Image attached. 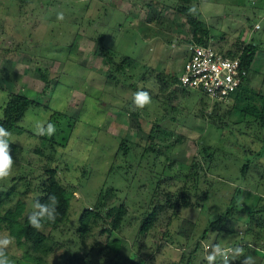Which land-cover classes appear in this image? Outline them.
Here are the masks:
<instances>
[{"label": "rangeland", "instance_id": "1", "mask_svg": "<svg viewBox=\"0 0 264 264\" xmlns=\"http://www.w3.org/2000/svg\"><path fill=\"white\" fill-rule=\"evenodd\" d=\"M179 3L0 0V115L10 92L35 101L10 131L16 151L11 177L0 181V212L17 201L22 215L33 210L46 165L55 166L58 181L73 192L65 220L55 227L44 225L46 236L39 245L14 241L7 250L12 264H127L126 257L142 259V264H185L182 255L188 264H207L204 255L211 242L201 237L203 229L209 230L210 220L224 211L234 185H240L239 202L247 207L264 201V156L248 167L243 180H236L244 159L236 139L251 141L253 114L231 110L235 100L216 103L192 88L173 90L176 85L167 78L179 76L187 44L196 37L216 50H234L251 41L258 49L244 90L249 96V91L264 94V0H192L201 23L195 34ZM99 35L112 65L95 53ZM125 55L131 60L115 70ZM139 90L152 97L143 109L133 104ZM244 90L236 102L239 109L246 101L258 102L254 94L245 97ZM213 111L225 117L217 119L209 114ZM47 122L56 125L55 134L36 135L35 125ZM154 123V145L158 142L162 152L146 149ZM202 147L215 150L209 167ZM192 160L205 168L197 182L189 169ZM183 186L189 187L190 201L196 200L192 190L200 194L207 189L201 205L180 206L177 195ZM173 200L175 214L167 223ZM157 204L163 209L139 234L141 218ZM119 205L124 213L118 228L103 231ZM91 207L95 210L82 232L79 216ZM182 217L194 221L187 240L176 234ZM244 220L242 214L225 221L213 240L222 246L248 241L242 244L245 255H253L254 247L264 249V231L244 235ZM3 233L9 234L2 221ZM112 239L118 240L116 253L105 244Z\"/></svg>", "mask_w": 264, "mask_h": 264}, {"label": "trees", "instance_id": "2", "mask_svg": "<svg viewBox=\"0 0 264 264\" xmlns=\"http://www.w3.org/2000/svg\"><path fill=\"white\" fill-rule=\"evenodd\" d=\"M180 2L179 11L180 13L185 15V21L188 22L191 26L194 27L196 32V29L200 26V20L198 19L197 16V11L191 6L189 2L192 0H177ZM191 10V11H190ZM197 33H199L197 31ZM97 48L95 53L99 54L101 59L104 61L106 64H111L113 63V60L109 56V50L106 49V46L103 43V36L99 35L95 37ZM197 44H209L206 43L203 39H200L199 37H196L194 39ZM239 44V45H238ZM236 45V49L234 50H221L218 49L220 53H223L228 56H233L236 57L239 60V65L240 67L244 68L246 70V73L248 74L249 71V66L250 63L253 60L254 54L257 51V44L252 43L251 41L244 42V43H238ZM131 60V58L128 55H125L122 57V61L120 64H117L114 66L115 70H121L122 63H127ZM116 64V63H115ZM42 77L45 78V72H41ZM246 76L243 78L242 84L240 87L232 93L230 99L235 100L233 101L235 105L230 106L231 110L235 109L239 114H253V121L252 123H255V127L253 128L252 132H254V136L252 137L251 141H243L242 139L238 138L236 139V143L241 147L242 149V154L244 155V159L240 162L238 168V175L236 176V180H243V178L247 174V169L248 167L251 166H256L255 163H258V159L262 156H264V94L261 93H252L249 91V93L256 95V98L258 99L257 103H252V102H247L242 105V108H238L239 105H236V102L239 98L240 93L242 94V91L244 90V87H246ZM169 80L175 83L176 86H174L173 90H181L184 91L187 88L180 87L177 85V77L174 75L168 76ZM246 89V88H245ZM246 92L245 97H250L248 92ZM244 92V94H245ZM205 96V95H204ZM206 97V96H205ZM209 99L208 97H206ZM210 100V99H209ZM219 101H216L218 103ZM35 103L34 100L26 96L25 94L19 93V92H10L8 93V99L6 102L1 106V115H0V126L5 127L7 130L11 131L12 129L14 130L17 126V122L22 118L24 111L30 106ZM229 110V109H228ZM229 112V111H228ZM135 114V113H133ZM211 115H215L217 119H220V116H224V112L220 115L217 114L215 111L212 113H209ZM220 115V116H219ZM225 117V116H224ZM220 121V120H219ZM158 128V125L154 123V125L151 126L150 130L148 131L147 134V144H146V149L149 150V152H162L160 151L159 143L156 142L157 145H154L155 142V129ZM256 128V132L254 131ZM235 143V144H236ZM10 149H11V155L12 157L15 154L16 151V144L14 142H10ZM208 150V149H207ZM206 150V147H202L201 153H205L206 155L204 158H207L209 161L208 162V167L210 166V163L214 160L213 158L215 157V150L209 149V152ZM37 153H41L40 149H35ZM164 153V152H163ZM202 161H204L202 159ZM47 167L45 168V178L43 180V185L40 188V194L37 195L34 199L33 202L35 203V200L38 198L41 203L47 202L48 197L50 195H55L58 201L57 205V216L55 222H47L44 225L49 226V227H55L59 223L63 222L65 220L67 210L69 207V202L71 197L73 196L72 190L67 189L62 185L57 177H56V167H49V165H46ZM207 167V168H208ZM189 169L190 171L193 172L194 174V181L198 179V175L202 173V171H205V168L203 169L202 162L199 160H192L189 164ZM195 182V183H196ZM194 183V184H195ZM194 186V189L197 191V185H192ZM191 186V187H192ZM187 189L189 187L183 186L181 188L180 193L177 195V199H182L180 201V206L185 207L188 205H196L200 204V199L205 197L207 194V189H204L202 192L195 193L193 190L190 192V195L195 196L196 200L190 201L187 196L188 192ZM9 190V189H8ZM7 190V191H8ZM202 193V194H201ZM239 194H240V185L236 184L234 185V189L232 192V195L229 198V202L227 206L225 207L224 211L221 213H218L216 217L208 223V228L203 229L202 236L203 238L206 239L211 233H218V230L221 229L225 221L232 219L234 216H239L244 214L245 220L242 222V225L244 226L243 228V234H248L250 231L253 229L256 230H263L264 227H262L263 222H264V201H259L257 204L247 207L246 205L242 204L239 202ZM201 195V197H200ZM176 203L177 201L173 200V202H170L169 206L171 207V212L168 213L167 215V223L170 218L173 217L175 214V209H176ZM163 209V206L161 205H155L154 207H151V209L145 214L144 217L141 218V222L138 225L137 232L139 234H144L154 223L155 218L157 216V213L160 211L159 209ZM95 209L93 207L91 208H85L81 212V215L79 216V225H80V230L83 232V229L86 226L87 220L89 218V215L94 211ZM159 210V211H158ZM33 210L27 212L25 215H22V205L20 204L19 201H17V204L11 209L9 207L5 208L2 212H0V222H4L7 226L9 234L14 237V241L17 245L21 246L26 242L31 243L32 246H37L39 245L44 239H45V234L41 230H36L32 228L29 223H28V215L32 212ZM124 209L121 205H119V208L115 215L109 220V225H104L102 227V230L109 233L113 229L118 228L120 224V220L123 216ZM96 214L100 215L99 211H96ZM260 214H263L261 216ZM104 218V217H103ZM257 222V223H256ZM257 224V225H255ZM194 227V221L191 219H188L186 217H182L179 221V224L176 229V234L177 236L183 238V240H187L190 237V234L193 230ZM262 227V228H261ZM259 232V231H258ZM256 232V234H258ZM217 233L215 235H217ZM108 241V240H107ZM106 241V242H107ZM107 248L109 250H113L115 253L117 252V244L118 240L117 239H112L108 241L107 243ZM248 241L242 242L243 245H245ZM182 243L180 242L179 245L180 247H183L184 245H181ZM212 244H215V240L212 241ZM241 241L240 243H233L230 246H242ZM259 245V244H258ZM229 246V245H228ZM262 249V248H261ZM114 253V254H115ZM184 255L181 256L180 261H184L185 264H188L187 260V255L185 257V260H183ZM127 259V264H142L141 262L142 259L140 260H135L132 259L131 257H126ZM112 264H116L115 261H112Z\"/></svg>", "mask_w": 264, "mask_h": 264}, {"label": "clouds", "instance_id": "3", "mask_svg": "<svg viewBox=\"0 0 264 264\" xmlns=\"http://www.w3.org/2000/svg\"><path fill=\"white\" fill-rule=\"evenodd\" d=\"M191 11V10H190ZM63 18L62 15L60 17ZM152 101L150 93L146 90H139L133 95V104L135 108L143 109ZM34 132L38 136H52L56 132V125L52 122L37 123ZM13 141L12 133L5 127L0 126V181H5L13 173L14 160L11 155L10 142ZM58 201L55 195H50L47 202L41 203L37 198L33 205V211L28 215L29 225L36 229L42 230L47 222H55L57 216ZM14 244V237L8 233L0 234V264H12L7 250ZM256 264L255 258L248 254L242 246H222L215 243L207 250L204 260L207 264Z\"/></svg>", "mask_w": 264, "mask_h": 264}, {"label": "built area", "instance_id": "4", "mask_svg": "<svg viewBox=\"0 0 264 264\" xmlns=\"http://www.w3.org/2000/svg\"><path fill=\"white\" fill-rule=\"evenodd\" d=\"M187 50L177 85L198 90L213 101H229L247 74L239 60L220 53L209 44L191 42Z\"/></svg>", "mask_w": 264, "mask_h": 264}, {"label": "crops", "instance_id": "5", "mask_svg": "<svg viewBox=\"0 0 264 264\" xmlns=\"http://www.w3.org/2000/svg\"><path fill=\"white\" fill-rule=\"evenodd\" d=\"M185 55H186V53H185ZM185 55H184V56H185ZM224 228H227L226 230L229 229L228 227H224ZM221 232H223V230L220 231L219 234H220ZM219 234H218V235H215V234L213 233V234H210V235L207 237V240H208V239L210 240L209 242H211V245H213V244H212L213 237H215V236H219ZM216 238H218V237H216ZM215 243H218V242H216V240H215ZM230 244H233V243H232V242H229L228 244L223 245V246H228V245L230 246ZM211 245H209V246L211 247ZM251 249H253V248L250 247V250H251ZM252 256L255 258L256 263H259V262L261 263V262H262L261 260L264 261V249H261V248H258V247H254V253H253Z\"/></svg>", "mask_w": 264, "mask_h": 264}]
</instances>
